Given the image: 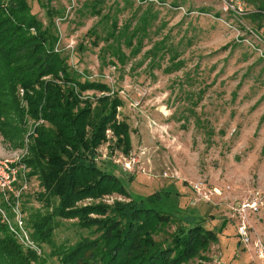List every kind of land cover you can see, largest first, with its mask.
<instances>
[{
    "label": "rangeland",
    "instance_id": "rangeland-1",
    "mask_svg": "<svg viewBox=\"0 0 264 264\" xmlns=\"http://www.w3.org/2000/svg\"><path fill=\"white\" fill-rule=\"evenodd\" d=\"M113 1L105 2L103 13ZM118 1L123 8L117 15L119 28L128 21L131 29L135 27L137 19L145 14L148 2L152 3L151 12L156 13V18L150 19L139 52H129V47L123 45L125 64L118 62L117 66L104 67L100 48L107 42L100 41L96 47L90 45L86 32L99 16L80 15L78 9L84 0L29 3L32 13L44 25L49 22L48 7L62 11V17H54L58 33L55 50L67 55L68 63L79 74L104 82L110 88L109 92H78L80 99L95 104L100 97L112 96L116 90L121 99L115 120L128 123L130 149L128 144L120 142L122 137L107 128L104 140L96 149V159L110 162L105 166L121 179L134 198L166 187L177 211L175 218L182 219L183 223L196 221L216 233V240L211 241L206 251L182 264H264L251 245L240 242L236 220L229 209V203L248 196L255 189L264 190V0H242L245 13L239 18L225 13L220 0H164L161 3L134 0L135 6L142 5L136 17L131 16L132 9L124 1ZM173 2L179 6L174 7ZM259 24L263 29L258 28ZM140 36L137 35L136 41ZM161 39L175 47L170 51L177 55L175 62L169 60V54L153 48ZM147 50H159L160 60L147 55ZM176 62H181L179 68L174 66ZM16 94L19 106L27 112L20 86ZM136 101L138 105H134ZM8 115L14 121L0 114V120L8 127V136L0 129V179L5 181L4 170L15 167L26 180V186L9 191L0 181V216L14 236L13 230L19 225L23 227L20 232L23 240L16 237L24 248L29 247L45 257V264H61L50 253V245L39 246L31 239L25 224L30 211L45 210L36 198L41 190L39 181L33 176L29 180V168L24 162L31 145L28 135L42 121L33 123L25 116L27 134L20 147L16 146L18 139L13 136L17 114L9 111ZM139 150L145 154L141 163L152 176L127 173L114 162L121 154ZM109 155L113 161L102 159ZM163 172L174 178L162 177ZM196 180L218 188L229 186L223 195L225 201L199 200L190 187ZM115 200L129 198L111 193L79 200L75 206L111 204ZM169 223L165 229L171 232L176 224ZM249 224L251 239H260L264 247V205L259 212L249 215ZM82 235L86 231L76 226L75 220H61L52 238L55 247H68ZM165 235L159 232L154 238L160 240ZM201 256L207 259H200Z\"/></svg>",
    "mask_w": 264,
    "mask_h": 264
},
{
    "label": "trees",
    "instance_id": "trees-1",
    "mask_svg": "<svg viewBox=\"0 0 264 264\" xmlns=\"http://www.w3.org/2000/svg\"><path fill=\"white\" fill-rule=\"evenodd\" d=\"M30 1L0 0V114L9 118V111L17 114L13 136L18 139L16 146L20 147L27 134L25 116L33 123L42 121L28 135L31 145L29 156L24 159L29 180L33 176L39 181L41 190L36 198L45 208L44 212L30 211L25 219L31 239L39 246L50 245V253L61 264H182L206 251L211 241L216 240V233L196 221L190 224L175 218L177 211L170 200V190L165 187L134 198L121 179L105 166L110 162L96 159V149L104 140L107 128L122 137L120 142L128 144L130 149L128 123L115 120L121 99L117 90L112 96L100 97L95 104L80 99L78 92H109L110 88L104 82L79 74L68 63V56L55 50L58 33L54 17H62V11L48 7L49 22L44 25L32 13ZM106 1L84 0L78 9L80 15L99 16L86 34L92 46L107 42L100 48L102 67L117 66L118 62L125 64L123 45L129 47V52H139L150 19L156 18V13L151 12L152 3L148 2L145 14L137 19L135 27L131 29L128 21L119 28L117 15L123 8L114 0L103 13ZM122 1L132 9L133 17L142 9L141 3L134 5V0ZM172 5L179 6L175 2ZM258 28L263 29V25L259 24ZM153 48L169 54L172 62L178 59L170 52L175 47L165 44L164 39L155 42ZM157 51L149 50L147 55L156 58ZM174 64L179 68L181 62ZM18 86L24 91L27 112L19 106ZM4 123L0 120V129L8 136ZM18 178L21 179L19 175ZM20 187V181L14 183V188ZM111 193L129 200L75 206L79 200ZM61 220H75L86 235L68 247H55L52 237ZM169 222L176 224L171 232L165 229ZM159 232L167 235L156 240L154 235ZM45 263V257L18 242L0 216V264Z\"/></svg>",
    "mask_w": 264,
    "mask_h": 264
},
{
    "label": "built area",
    "instance_id": "built-area-1",
    "mask_svg": "<svg viewBox=\"0 0 264 264\" xmlns=\"http://www.w3.org/2000/svg\"><path fill=\"white\" fill-rule=\"evenodd\" d=\"M222 3V9L225 13L231 14L232 16L239 18L244 15L245 13V5L242 0H220ZM139 102L136 101L134 105H138ZM118 108V107H117ZM119 109V108H118ZM144 152L139 150L138 152L132 151L129 154H121L117 159L114 160V162L125 172L127 173H142V174H149L152 176L151 173H149L146 168L144 167V164L141 163L142 159L141 157H144ZM104 160H110L113 161L112 158H110V155L106 158H102ZM7 165V164H6ZM5 175L7 179L2 180L1 184L9 189V191H12L14 189V183L17 181H20L21 188L23 186H26V180L21 178H18V175L20 174L17 172L15 167H12L9 169L4 170ZM162 177H169L174 178V175H168L166 172H163ZM6 182V184H5ZM191 189L196 194V197L199 200H202L207 203H214V200L218 198L220 201H225L224 198V192L225 190L229 189V186H226L224 188H218L215 186H211L207 184L203 180H196L190 184ZM264 205V190L255 189L253 190L248 196H245L244 198L233 201L229 203V209L232 212V217L236 220V233L239 237L240 242L244 243L245 245H251L252 248L256 251L259 258L264 259V247L263 243L260 239H251L250 237V231L251 226L249 224V215L251 213H257L259 212ZM20 222V221H19ZM19 225V224H18ZM16 236L23 240V238L20 237V232H23V227L19 225L16 227V229L13 230Z\"/></svg>",
    "mask_w": 264,
    "mask_h": 264
}]
</instances>
